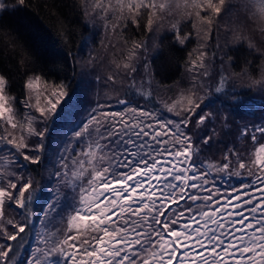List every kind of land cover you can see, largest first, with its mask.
Wrapping results in <instances>:
<instances>
[{"label":"snow or ice","instance_id":"snow-or-ice-1","mask_svg":"<svg viewBox=\"0 0 264 264\" xmlns=\"http://www.w3.org/2000/svg\"><path fill=\"white\" fill-rule=\"evenodd\" d=\"M27 3L14 0V5ZM78 7L94 26L112 19L111 5L103 0H97L95 8L99 11L93 15H89L87 0H81ZM119 7L120 23H112L111 29L122 33L129 29L133 33L155 32L164 27L169 14L165 4L156 0H124ZM186 7L192 10L189 16L194 14L200 25L209 26L214 24L213 17L228 11L226 0H190ZM4 9L0 0V11ZM167 23L170 27L165 31L173 33L176 44L185 46L191 41L192 33H185L179 21ZM190 23L196 38L204 41L188 52L191 86L182 89L178 99L161 100L159 106L154 92L170 90L171 86L157 83L154 87L147 62L142 64L147 84L137 83L141 56L148 45L131 40L127 62L117 64V68L122 67L128 91L138 92L144 103L125 99L118 101L119 108L98 103L88 110L59 160L60 183L79 182V207L68 218L63 239L57 238L59 232L41 230L37 234L27 264H48L55 254L61 255L65 264H264V124L240 128V138L251 141L250 149L241 152L228 148L215 162L202 158L204 146L218 135L212 129L197 141V130L217 118L215 113L201 110L204 98L197 95L208 87L201 79L208 72L199 70L206 67L211 32L202 33L196 22ZM103 27L107 29L108 24ZM0 39L5 55L17 57L21 68L31 63L30 54L10 31L0 28ZM241 43L264 58V47H257L242 33L233 34L232 40L223 44L217 40L212 57L220 53L218 93L235 77L226 70L233 61L228 49ZM194 52H198L195 59ZM249 67L245 61L241 73L250 75ZM107 81L114 83V76L109 75ZM41 82L52 89L51 98L43 105L39 95L35 103L25 99L24 121L14 122L15 97L7 91L8 77L0 73V124L4 125L0 141L12 145L29 163L39 162V157L30 153L39 152L42 144H30L28 138L44 135L33 125L50 118L67 96L64 83L48 84L36 74L26 77L25 88L31 92ZM252 83L264 90V79ZM24 122L28 124L27 137L17 139L8 133V127L23 130ZM223 123L227 124L226 118ZM95 153L106 160L85 174ZM8 164L0 170V264H10L12 242L26 228L9 204L24 209L35 184L31 176L15 170L12 158ZM89 218L91 223L82 229ZM81 232L84 234L79 235Z\"/></svg>","mask_w":264,"mask_h":264},{"label":"trees","instance_id":"trees-1","mask_svg":"<svg viewBox=\"0 0 264 264\" xmlns=\"http://www.w3.org/2000/svg\"><path fill=\"white\" fill-rule=\"evenodd\" d=\"M249 1L256 7L259 3L258 7L264 9V0ZM80 2L81 0H28L26 5L19 6L14 5V0H3L6 6L3 11H0V28L10 31L31 57V63L21 68L17 57L10 53L5 55L4 43L0 39V73L9 79L7 91L15 97L16 111L19 108L23 115L25 108L23 101L25 99H31L32 103L36 101L37 95L29 93L25 88L28 75H41L48 84L64 83L67 86V97L62 101L63 107L60 109L63 115L61 116L59 111L57 119H52L50 124L46 120H40L35 125L38 131L44 132L43 137L38 140L42 144V149L39 152L30 153L39 157L38 163L25 161L12 145L0 141V170L8 168L9 158H12L15 170L22 175L31 176L35 182L24 209H16L14 204H9V208L19 217L20 222L26 225L25 231L12 242L14 251L11 254L10 264L18 263L36 224L41 221L50 229L55 228L58 225L57 215L60 209L66 207L67 200L64 196L66 197L69 191L59 190L54 185L56 165L54 166V158L49 157L51 155L49 151L53 154L57 139L67 136L75 116L80 113L87 115L88 110L98 103L108 108L111 106L116 108L113 103L125 99L132 103H144L138 92L134 94L128 91V81L123 79L122 67L117 68V64L122 66L127 62L131 40H141L148 45L147 51L141 56L137 83L143 81L145 85L147 84L148 77L144 75L142 67V64L147 62L153 86L155 87L157 83L171 86L170 90L159 89L154 92L157 106L161 100L178 99L181 90H187L191 86V74L187 71L188 52L198 49L204 41L196 38V30L192 28L190 21L196 22L197 26L202 28V33L211 32V39L207 41L206 67L199 70L201 73L207 71L209 74L207 77L201 76L204 83L208 85L197 93L204 98L201 106L206 103L208 106L216 107L223 113V120L226 118L229 121L239 107L241 97L264 91L261 85L252 83L254 80L264 79V58H261L257 52L251 51L247 43L230 45L228 55L233 58V61L230 66L226 65V70L234 73L235 77L219 93L215 89L219 86L220 80V53L217 52L215 58L212 57L217 40L223 44L225 40L231 41L233 34L242 33L251 37L252 43L256 39L253 37L261 38L263 45L260 47H264L262 37L264 32H261L260 38L257 35L259 30H263L264 22L263 25L252 24L251 32L245 30L240 18L238 24L240 29L237 31L220 25L217 17H213L214 24L211 26L206 23L200 25L194 14L189 16L192 10L186 7L190 4V0H186L182 7L180 5L179 9L176 8L178 10L176 18L169 15V20L179 21L185 33L191 32V41L185 46H180L173 40V33L164 30L160 33L157 44L153 46L149 31L136 30L135 33L131 29L123 33L118 30L112 31V23H120V4L112 6L114 10L110 13L111 21L98 22L94 26L82 15L78 7ZM87 3L90 6V15L99 11L95 8L97 0H87ZM201 15L204 16L206 13L201 12ZM167 21L164 23L165 29L170 27ZM104 23L108 24L107 29L103 27ZM224 32L229 36H225ZM65 33L68 35H64ZM92 34H94L93 37H91ZM125 37L128 38L127 44ZM111 43H114L113 48L110 47ZM117 51L121 58L110 60V52ZM105 53L107 59H104ZM197 55L198 52H194L193 58L195 59ZM245 61L249 62L250 75L241 73ZM106 73L114 76V83L107 81V76L110 74ZM3 127L4 125L0 124V131ZM220 131V134L226 135L228 128L221 127ZM8 133L17 139L24 136V123L23 130L19 128L16 131L8 127ZM34 139H32L34 144H37L38 141ZM45 140L50 142L47 143ZM214 141L211 146L213 151H216ZM49 145V150L45 153V146Z\"/></svg>","mask_w":264,"mask_h":264},{"label":"rangeland","instance_id":"rangeland-1","mask_svg":"<svg viewBox=\"0 0 264 264\" xmlns=\"http://www.w3.org/2000/svg\"><path fill=\"white\" fill-rule=\"evenodd\" d=\"M184 1H186V0H156V3H158V4L164 3L165 4L166 10L169 13L168 16L166 17V20H169V18H170L169 15L172 18H176L177 13H178V10L176 8L179 9L180 5L182 7V4L184 3ZM2 2H3V0H2ZM103 2L105 4L110 3L111 8H112L113 5H117V4L121 5L122 3H124V0H103ZM250 2L251 1H249V0H226V3L228 5V11L222 12L221 16L217 17L218 23L220 25H222L223 27L230 28V29L237 31L240 29V25H238V24H239V21L241 20L243 22V26H244L245 30L249 31V32H251L252 24L263 25L264 9L258 7V6H260L259 3L257 4L258 6L256 7V6H253ZM90 5H91V3H90ZM113 10L114 9H112V11ZM239 18H240V20H239ZM98 20H99V18H98ZM261 27H263V26H261ZM165 28H166V24H164L163 28H161L155 32L150 33V40H151V42L154 43L153 46H155V44H157L158 37H159L160 33H162L165 30ZM261 32H264V27H263L262 31H260V30L258 31L257 35L259 36V38H260ZM225 33L226 32H224V34ZM93 36H94V34L91 35V37H93ZM225 36L228 37L229 35L225 34ZM262 37L264 38V35H262ZM253 38H256L253 40V43L256 46L260 47L261 45H263L262 44L263 41L261 38L257 39L256 36ZM113 44L114 43L110 44L111 48H113ZM118 58H121V57H119L118 51L112 52V53L110 52V55H109L110 60H117ZM104 59H107L106 53L104 55ZM106 74L112 75L111 73H106ZM263 75H264V69H263ZM27 91L29 92L28 89H27ZM31 93L39 95V99L41 101V104L43 105V104L47 103V100L49 98H51L52 89L51 88H45L44 83L41 82V83L36 85L35 89L33 91H31ZM64 99L62 101H64ZM62 101L58 104L56 111L50 116V118H48L46 120L48 122V124H50V122H52V119H57L58 113H59L60 109L63 107ZM94 106H96V104H94L93 107ZM113 106H115L116 108H119L118 102H115V104L113 103ZM14 107H15V101H14ZM110 108H112V106ZM201 110L203 112L215 113L217 118L215 121H211V120L208 121L206 126H204L202 129L197 130L199 132V135L197 136V141H199V139L202 138L203 136L211 134L212 129H215L216 132L218 133V135L216 136L215 141H214V146H215L216 151H213L212 146H211L212 141H210L207 145L204 146V148L202 150L203 151V157L202 158L205 160L210 159L213 162L219 161L223 158V155L228 148H234L237 151H241V152L245 151L247 149H250L251 141L246 137L241 139L239 131H240V128H242L244 126L264 124V91L253 92L252 94H250L248 96L241 97L239 100V107L237 108L233 117L229 121H227L226 125L223 123V113L221 112V110L217 109L216 107L213 108L211 106H208L206 103H204L201 106ZM26 111H27V109L24 108V112H26ZM20 112L21 111L18 108L17 113L19 114ZM22 113H20L19 115H17L15 117L14 122H17L18 120L20 122L24 121V120H22V117H23ZM33 114L37 115V116L39 115V113H33ZM62 115H63V113L61 112V116ZM86 117H87V115L84 113H80L77 116H75L74 122H71L72 127H70L68 129L67 136H64L63 139H61V138L57 139L56 143L54 144L55 146H54V153L53 154L51 153V151H49L51 154L49 157L54 158V166L56 165V167L54 169V185L59 190H68L69 191L68 195L66 197L64 196V198H66V200H67L66 207L64 209L61 208L59 211V214L57 215V217L59 219V221L57 220L58 225L55 228L50 229L48 227V225L39 221L36 224L32 234H31V237L29 238V242L26 245V249L21 254L17 264H27V262L31 256L32 250L36 246V236L41 230H45V231H48L49 233H53V234L59 232V233H61V235H59L57 238L63 239L62 233L68 230V223H67L68 218L71 215H73L74 212L79 207V203H80V201H79V182L70 183V184L69 183H60L58 171H59V160H60L61 156L65 154L64 148L67 147V144L70 142V140L74 138L73 134L79 130L80 126L82 125V123L84 122ZM16 118H17V120H16ZM39 121L40 120H38L36 123H38ZM24 125H25V135L24 136H27L28 135V124L26 122H24ZM35 125L36 124H34L33 127H35ZM221 127L228 128V133L226 135L220 134V132H221L220 128ZM18 129L19 128L15 129V130L18 131ZM41 129H43V127ZM34 138L36 139V141H38L41 137L33 136V137L28 138L30 144H34V142L32 140ZM45 141L47 143L50 142L49 140H45ZM37 144H40V141H38ZM49 147H50V145L45 146V151H44L45 153L49 150ZM85 150H87V149L85 148ZM76 151L79 152L80 148L79 147L76 148ZM105 160H106V157H101L99 153L93 154V156L90 157L89 169L85 170V174H86L87 170L91 171V168L99 167V164L103 163ZM93 161H95L96 163L93 164L92 163ZM213 174L217 175L216 173H213ZM95 175H96V173L94 172V176ZM85 183H86V181H85ZM52 208H54V207H52ZM113 219L115 220L116 217H113ZM90 223H91L90 218L86 219L85 222L81 225V228L83 229V228L87 227V225ZM117 223H122V221L118 220ZM83 234L84 233L81 232L79 235H83ZM48 264H65V261L61 255L55 254L49 258Z\"/></svg>","mask_w":264,"mask_h":264}]
</instances>
